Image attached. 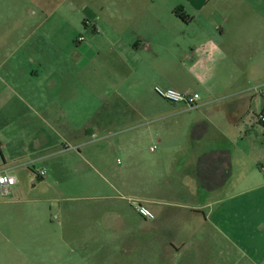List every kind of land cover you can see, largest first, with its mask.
<instances>
[{
    "label": "crops",
    "instance_id": "0c3cea01",
    "mask_svg": "<svg viewBox=\"0 0 264 264\" xmlns=\"http://www.w3.org/2000/svg\"><path fill=\"white\" fill-rule=\"evenodd\" d=\"M47 1L48 9L33 3L44 13L42 44L0 59V102H11L0 124L30 125L28 152L31 164L48 165L44 182L66 190V201L95 202L85 211L91 239L131 230L125 213L138 202L155 214L153 221L138 215V229H159L163 260L264 264V140L255 141L264 139V0L247 5L249 17L238 0ZM159 58L172 77L195 81L184 93H198L199 107L160 98L169 108L150 111L152 124L130 128L129 117L147 116L141 88L150 69L159 75ZM108 99L123 102L122 124L93 123ZM14 101L26 103L25 111ZM10 146L0 141V173L15 176L4 152ZM243 181L253 183L243 190ZM19 192L17 184L0 188V206H7L0 221L19 214ZM61 197L51 200L62 240L75 243L81 209Z\"/></svg>",
    "mask_w": 264,
    "mask_h": 264
},
{
    "label": "rangeland",
    "instance_id": "374dc122",
    "mask_svg": "<svg viewBox=\"0 0 264 264\" xmlns=\"http://www.w3.org/2000/svg\"><path fill=\"white\" fill-rule=\"evenodd\" d=\"M252 1L238 0V3L243 5V14L246 17L251 16L249 14L250 11L246 7ZM42 2L43 0H0L1 60L10 58L14 49L18 47L26 46V44H42L39 42L41 41L40 37L44 33L39 27L40 17L44 13L43 10H37L33 4L39 5L41 9H48V1L46 0L44 7H42ZM259 8L262 10L261 6ZM262 18H264V11L260 12L258 21H261ZM259 24H261L260 28L262 29L264 21L259 22ZM64 38L66 37L61 38V41L63 40L64 42ZM55 39H58V37ZM17 55L22 56V53L19 52ZM159 55L163 56V54ZM163 64L164 59L159 58V75H156L155 69H150L151 66H149L150 70L144 88H141V98L144 97L145 99L143 101L144 104H141V108L147 110V116H144L142 120L134 116L129 117L132 121L126 125L130 128L138 124H152L154 117L150 116V111L169 108L161 103V97L156 93V88H173L186 92L187 89L196 87L193 80L172 77L170 70L164 68ZM10 70L8 67L2 70L1 73ZM23 73H20V80L25 82L27 77H24ZM12 103L19 104L20 109L23 111L27 108L26 103H23V101H14ZM104 103H111V99L105 100ZM9 104L11 102L6 100L0 102V119L3 114L5 117V112L9 110L7 109ZM120 118L122 117L115 118L116 125L123 123L124 118L121 120ZM9 119H11L10 116ZM77 119L80 118L75 117V120ZM5 120H3L4 124ZM3 123L1 122L0 124V141H9L11 145V149L4 150V152L9 157L8 162H12L9 165L14 167L17 187L21 190L17 194L16 199L21 202L15 205L19 209V214H17L18 210L16 209L15 214L18 216L14 215L13 221H3L1 218L0 264H172L171 261L159 258V229L149 230L148 232L139 230L138 225L141 218L132 207H129V212L125 213L127 224L133 226L131 230L122 229L117 230L115 233L105 230L99 236L97 235V238L91 239V233L87 229L88 224L93 221L89 222L92 214L88 215L85 211L93 208L95 202L87 199V196H83L85 198L78 202L66 201L64 197L66 190L63 188H51L47 185L44 181L47 179L49 182L48 170H46L48 165H44L42 162L31 164L33 154L28 152L29 147L32 146L31 139L33 134L29 132L31 126L27 123H21L18 127H11V124L4 125ZM6 130L12 133H4L3 131ZM14 130H18V132L16 133ZM7 134L11 136L7 137ZM3 137H6V139ZM261 140L263 141L264 139L261 137L255 141L261 145ZM42 141L41 139L35 142L37 145H41ZM20 146L21 148H19ZM149 150L150 146H148ZM11 154H15L14 157ZM263 155L261 152L260 156ZM118 159H116L118 161L117 164L122 166V157ZM2 165L3 159L0 152V166ZM42 170L46 171V178L39 177L36 174V171L40 172ZM256 172L258 175L263 176L258 169ZM262 178L263 180L260 183L264 181V176ZM83 183L82 189H85L84 192H88L86 181ZM241 183L242 189L247 190L253 182L243 181ZM58 196H63L64 201H62V197L59 198L62 205L79 206L81 209V214H78V221L81 226L77 227L78 238L74 240L76 241L75 243H66L62 240L64 234L61 224L63 221L62 219L60 220L61 216L60 212L57 211V206L53 205L54 201L51 200ZM6 207L0 206L1 211ZM8 209V213H12L14 206H8ZM22 209H26V212ZM84 233L88 235V238Z\"/></svg>",
    "mask_w": 264,
    "mask_h": 264
},
{
    "label": "built area",
    "instance_id": "2783aa9c",
    "mask_svg": "<svg viewBox=\"0 0 264 264\" xmlns=\"http://www.w3.org/2000/svg\"><path fill=\"white\" fill-rule=\"evenodd\" d=\"M79 41L83 42L85 41V38L80 37ZM155 91L162 99L170 102L171 104L174 105L184 104L190 109H195L199 107L200 95L198 93H184L173 88H169V89L156 88ZM38 174L40 177H44L46 175V171L42 170ZM16 184H17V179L15 176H12L6 172L0 173L1 189L8 191ZM135 209L141 218L149 221H153L155 219V214L143 204L138 202L135 203Z\"/></svg>",
    "mask_w": 264,
    "mask_h": 264
},
{
    "label": "trees",
    "instance_id": "16d2710c",
    "mask_svg": "<svg viewBox=\"0 0 264 264\" xmlns=\"http://www.w3.org/2000/svg\"><path fill=\"white\" fill-rule=\"evenodd\" d=\"M180 10H176L175 13H178ZM123 102L121 100H117V101H111V103L109 104H105V106L103 107V109L100 111V113L98 114V116H95L92 121L93 123H98V124H117L115 118L116 117H122L123 118V113L121 112V109H123ZM127 109L128 106H126ZM110 108V110H109ZM112 110V111H111ZM120 118V120L122 119Z\"/></svg>",
    "mask_w": 264,
    "mask_h": 264
}]
</instances>
